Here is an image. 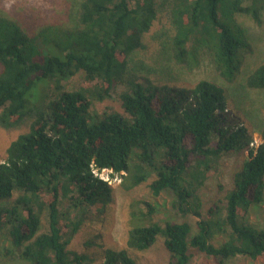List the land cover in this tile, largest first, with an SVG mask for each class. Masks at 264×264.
I'll use <instances>...</instances> for the list:
<instances>
[{"label":"trees","instance_id":"obj_1","mask_svg":"<svg viewBox=\"0 0 264 264\" xmlns=\"http://www.w3.org/2000/svg\"><path fill=\"white\" fill-rule=\"evenodd\" d=\"M71 3L68 21L32 32L0 11V130L17 133L0 162V264L13 254L27 264H140L160 240L168 264H190L191 247L218 264L264 257V228L248 217L264 203V105L238 94L264 91V57L242 20L264 25V0ZM203 57L225 86L166 82ZM109 99L119 109L97 108ZM246 152L206 206L209 182ZM103 170L120 175L127 196L121 245L105 240L116 188ZM144 184L155 197L172 192L197 231L129 197Z\"/></svg>","mask_w":264,"mask_h":264},{"label":"rangeland","instance_id":"obj_2","mask_svg":"<svg viewBox=\"0 0 264 264\" xmlns=\"http://www.w3.org/2000/svg\"><path fill=\"white\" fill-rule=\"evenodd\" d=\"M72 3L69 7V0H0V11L7 12L9 15L19 20L29 32H32L36 30V28L47 23L64 20L68 21L72 14L70 9L72 8L73 10L74 3L73 5ZM242 20L255 41L256 52L254 56L255 59L259 60L264 57V25L259 27L248 18H242ZM147 60L149 61V64H153L154 55L149 54ZM165 65L167 66V64ZM177 74L178 75L176 76L172 74L168 75L165 78L166 82L172 84L176 82L179 87L193 86L201 80L213 81L220 86H225L226 84L224 81L216 77L208 57H203L200 68L195 69L193 72L185 71L184 73H181L178 71ZM229 92L230 96L236 101L238 99V94H240V96H243L246 100H254L257 104L262 103L261 106L264 105V91H244L237 94L238 90H236V88H230ZM113 101V99H109L103 103H99L97 108L102 110L109 105H114L115 108L119 109V106ZM16 136L17 133H7L0 130V162H3L5 159V150ZM262 142L263 140L259 134H255L251 147L256 151ZM248 154V152H246L245 155L234 154L227 158L224 163L223 174L215 176L209 182L207 188L202 192L206 206H209L218 198L223 197L224 193L221 192L220 186H226V184L230 182L232 173L241 166L244 158L247 157ZM112 173L111 170H103L102 172L96 173V175L106 181L109 180V184H112L116 188L121 182L120 175L114 174V176H112ZM115 195L116 203L113 205V209L103 214L106 219V229L103 230H105V240L108 243L121 245L126 238L127 218L125 214V203L127 196L117 188ZM129 197L147 200L157 209V217L161 219H171L178 222L186 220L193 226L194 233L197 231V220L195 217L190 216L187 219H184V217L178 215L172 208L174 200L172 192L165 191L160 196L155 197L149 190L148 184H144L140 188L130 192ZM248 217L250 223L264 228V203L262 205L252 206ZM100 227L102 228L101 224ZM47 228L48 224L47 222H44V230L46 231ZM219 240H221V237ZM191 252L193 253V258L190 264H218L216 260L199 253L195 248L191 247ZM11 257L12 258H8V261L5 264H27L14 254L11 255ZM5 259H7V257ZM168 261V254L163 248L162 240H160L154 249L144 254L140 264H168ZM225 264H264V257L251 260L247 257L238 256L227 261Z\"/></svg>","mask_w":264,"mask_h":264},{"label":"built area","instance_id":"obj_3","mask_svg":"<svg viewBox=\"0 0 264 264\" xmlns=\"http://www.w3.org/2000/svg\"><path fill=\"white\" fill-rule=\"evenodd\" d=\"M103 180H105V179H103ZM106 181V180H105ZM108 182H110L109 180H108Z\"/></svg>","mask_w":264,"mask_h":264}]
</instances>
